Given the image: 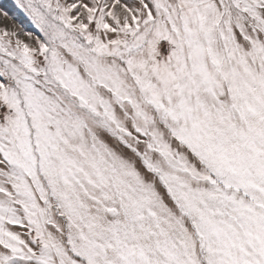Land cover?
I'll list each match as a JSON object with an SVG mask.
<instances>
[{
	"label": "snow or ice",
	"instance_id": "snow-or-ice-1",
	"mask_svg": "<svg viewBox=\"0 0 264 264\" xmlns=\"http://www.w3.org/2000/svg\"><path fill=\"white\" fill-rule=\"evenodd\" d=\"M15 5L0 264H264V0Z\"/></svg>",
	"mask_w": 264,
	"mask_h": 264
},
{
	"label": "rangeland",
	"instance_id": "rangeland-1",
	"mask_svg": "<svg viewBox=\"0 0 264 264\" xmlns=\"http://www.w3.org/2000/svg\"><path fill=\"white\" fill-rule=\"evenodd\" d=\"M4 11L8 12L7 17L3 15ZM12 25L16 29L22 27L28 31H38L27 16L16 7L15 0H0V27L11 30Z\"/></svg>",
	"mask_w": 264,
	"mask_h": 264
},
{
	"label": "bare ground",
	"instance_id": "bare-ground-1",
	"mask_svg": "<svg viewBox=\"0 0 264 264\" xmlns=\"http://www.w3.org/2000/svg\"><path fill=\"white\" fill-rule=\"evenodd\" d=\"M12 29H16V28H14V26L12 25V26H11V30H12Z\"/></svg>",
	"mask_w": 264,
	"mask_h": 264
}]
</instances>
